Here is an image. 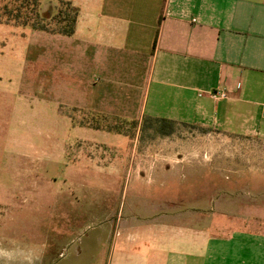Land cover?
<instances>
[{"label":"crops","instance_id":"1","mask_svg":"<svg viewBox=\"0 0 264 264\" xmlns=\"http://www.w3.org/2000/svg\"><path fill=\"white\" fill-rule=\"evenodd\" d=\"M57 1L45 2L42 11L52 14ZM62 1L77 8L72 36L29 29L31 42L39 38L44 44H36V58L47 69L55 67L43 84L55 91L59 108L125 121L158 117L264 138V0ZM221 92L226 97H212ZM74 127L80 133L125 136L116 126L105 131L92 124ZM129 141L125 155L117 143H100L107 150L103 163L90 150L96 142L88 139L77 141L70 154L63 152L136 182V189L122 191L135 200L124 205L127 216H118V191L97 200L89 190H61L54 196V227L61 234L45 228L44 239L2 238L0 264H264V223L228 218L230 224H214L213 232L202 222L206 203L203 211L188 204L189 211L177 217L175 202L166 199L169 189L160 200L161 194L146 187L167 183L183 159ZM160 144L170 148L171 143ZM79 145L87 147L81 151ZM197 195L204 197L206 190L189 189L184 198ZM33 197L37 209L31 214L38 215L45 202L39 192ZM145 203L149 211L154 203L165 207L142 220L134 212H142ZM177 225L184 226L182 234ZM153 228H162L166 240H143L144 230Z\"/></svg>","mask_w":264,"mask_h":264},{"label":"rangeland","instance_id":"2","mask_svg":"<svg viewBox=\"0 0 264 264\" xmlns=\"http://www.w3.org/2000/svg\"><path fill=\"white\" fill-rule=\"evenodd\" d=\"M29 34L27 27L0 24V239L22 242L44 239L45 228L59 234L60 229L54 227L57 224L54 196L70 188L89 190L97 200L109 191H118L121 203L118 216L128 215L123 211L124 205L135 200L122 191L125 186L128 190L136 189V182L125 180L122 173L112 176L104 165L83 164L72 155H64L63 152H73L77 141L82 143L86 139L96 142V147L90 150L97 158L100 156V163L107 157V150L100 143H117L125 155L130 152L129 139H136L142 145L147 143L144 149L148 148L151 153L159 150L161 155L169 152L178 160L182 158L177 161L176 172L167 183L157 182L154 187H146L147 191L161 194L160 200L169 189L166 199L175 202L179 218L182 214L178 212L190 209L188 204L203 211L206 203L208 212L206 216L202 212V222H207L213 232L214 224H230L228 218L235 221L251 218L259 224L264 223V138L181 125L175 127L173 134L162 136L148 123V129H143L141 121L135 119L91 117L87 113L59 108L55 103V91L43 84V78L53 77L55 67L47 69L36 58L40 55L38 46L44 44L39 38L31 42ZM76 124H92L102 131L120 127L119 135L128 138L112 132L80 133L74 127ZM162 141H170V148H163L167 145L160 144ZM79 147L84 151L87 145ZM203 188L206 190L204 197L184 198L189 189ZM38 192L43 195L45 207L38 215L31 214L37 209L32 201ZM147 205L145 203L143 211H136L134 215L147 220L165 207L154 203V211H149ZM183 227L177 225L176 232L182 234ZM144 232L143 240L167 238L162 228L145 229Z\"/></svg>","mask_w":264,"mask_h":264},{"label":"trees","instance_id":"3","mask_svg":"<svg viewBox=\"0 0 264 264\" xmlns=\"http://www.w3.org/2000/svg\"><path fill=\"white\" fill-rule=\"evenodd\" d=\"M45 2H51V0H0V24L27 27L54 35L72 36L77 18V8L68 1L59 0L54 5L52 14L49 15L42 11ZM147 123L152 126L154 132L162 136L173 134L175 127L179 125L189 128L196 127V125L183 122L144 116L141 120L143 129L146 127L148 129ZM117 133L120 132L117 131Z\"/></svg>","mask_w":264,"mask_h":264},{"label":"built area","instance_id":"4","mask_svg":"<svg viewBox=\"0 0 264 264\" xmlns=\"http://www.w3.org/2000/svg\"><path fill=\"white\" fill-rule=\"evenodd\" d=\"M212 97L213 98H224V97H226V94L223 93V92H221V93H213Z\"/></svg>","mask_w":264,"mask_h":264}]
</instances>
